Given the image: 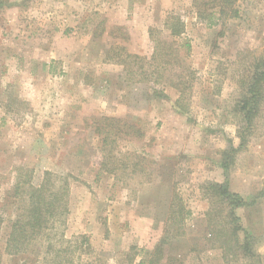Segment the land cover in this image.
Wrapping results in <instances>:
<instances>
[{"label": "rangeland", "instance_id": "374dc122", "mask_svg": "<svg viewBox=\"0 0 264 264\" xmlns=\"http://www.w3.org/2000/svg\"><path fill=\"white\" fill-rule=\"evenodd\" d=\"M236 7L209 25L193 0H0V262L264 264V197L235 209L250 257L209 233L202 188L224 180L240 80L264 57V0ZM105 116L143 135L107 133ZM248 130L227 181L251 202L264 189V91ZM45 170L67 181V211L7 246Z\"/></svg>", "mask_w": 264, "mask_h": 264}, {"label": "trees", "instance_id": "16d2710c", "mask_svg": "<svg viewBox=\"0 0 264 264\" xmlns=\"http://www.w3.org/2000/svg\"><path fill=\"white\" fill-rule=\"evenodd\" d=\"M238 1L240 0H193V5L196 8V14L199 20L212 25L222 16H236L238 13L236 7ZM210 8L212 11L208 12ZM164 25L167 27L169 35L171 36L179 35L184 30L183 20L176 15L170 16ZM253 66L252 73L248 77L240 80L243 90L238 100V111L242 117L241 129L237 132L240 141L239 145L237 147H230L227 151L222 152L220 166L223 170L224 180L220 183L208 181L202 185L203 193L208 198L211 207L213 206L207 212V222L209 227H211L209 233H212L214 235L213 237L219 241V247L224 252L236 254L237 251H240L242 254L250 257L255 256V254L250 247V239L246 231H244L242 242L240 241L239 232L242 230V227L238 223L239 217L236 215L235 209L252 203L257 197H264V189H260L251 202H246L237 192L229 189L227 176L230 164L233 163V154L243 145L245 134L249 131L248 129L253 122L254 116L258 112L259 103L263 98L264 57L253 63ZM160 94L162 93L159 92ZM21 101L25 102L24 100ZM7 103L6 105L10 104L9 102ZM103 120L106 122L105 124L110 126V129L106 130L107 133L116 134L125 132L130 134L129 130L133 129L137 137L143 135V131L134 123H127L125 120L121 123L120 118L109 116H105ZM54 177L56 175L53 172L45 170L41 182L38 185L31 184L27 191V207L22 214L26 220L17 219L12 222L7 246H9L10 242L15 243L20 240L27 242L29 239L35 238L37 235L43 233L47 227V223L52 218L67 211L66 206H64L65 203L62 202L67 194V181L65 180L61 186L57 187L55 186ZM60 203H62L61 207H63L61 210L58 208ZM184 210L183 205L179 204L177 213L183 215L186 211ZM182 218L183 216L180 217V219ZM19 249L20 246H14L15 251H19ZM160 249L157 246L155 251L156 254L158 253V256L162 252ZM0 264L5 263L0 262Z\"/></svg>", "mask_w": 264, "mask_h": 264}]
</instances>
